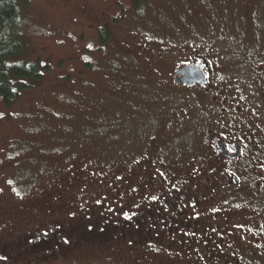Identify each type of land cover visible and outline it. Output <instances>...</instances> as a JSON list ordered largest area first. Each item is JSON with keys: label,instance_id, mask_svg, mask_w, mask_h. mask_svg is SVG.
<instances>
[{"label": "rangeland", "instance_id": "rangeland-1", "mask_svg": "<svg viewBox=\"0 0 264 264\" xmlns=\"http://www.w3.org/2000/svg\"><path fill=\"white\" fill-rule=\"evenodd\" d=\"M145 2L137 6V15L131 19L138 24L152 21V27L149 24L139 26L152 38L156 48L167 52L165 63L169 68L189 50L196 51L216 42L214 38L221 33L214 34L218 28L213 30L207 22L204 25L198 22L203 29L201 34L196 32L197 6L211 13L214 24L230 20L235 23L239 15L248 12L242 0ZM17 3L19 34L23 36L25 48L15 58L38 59L41 65L47 66L40 68L43 76L40 80H26L33 86L20 89L12 103L4 104L0 94V264H80L75 260L85 261L83 264H118L124 259L129 264L130 260L138 263L144 257L131 251L132 247L142 250L135 238L110 237L114 225L109 226L107 237L104 228H99L101 223L117 224L109 221L121 219L115 215L108 217L113 209L111 211L101 197L113 192L115 179L117 188L124 191L120 197L126 195L132 200L143 195L137 176L132 177L135 182L132 189L125 188V184L117 180L120 174L126 177L128 170L135 173L138 170L136 166L125 167L133 158L131 149L137 147V143L127 141L122 131L126 124L121 116L125 111L127 118L132 119L129 123H133V118L149 121L162 115L166 111L160 97L162 88H166L161 78L165 73L157 75L145 71L147 78H143L142 65L123 53L132 44L130 37L115 38L116 28L107 47L110 57L115 59L109 64L116 67L109 76L102 73L99 62L96 70H100L101 75L86 71L78 79L72 67L97 56L96 29L100 22L113 15L128 14L125 8L131 7L132 2L17 0ZM236 3H241L237 10L234 9ZM158 20L163 24H158ZM221 34L225 42L227 34ZM125 65L133 66L135 73ZM122 75L129 85L136 81L141 85L142 94L148 98L145 113L135 116L127 105H119L120 99L130 97L121 88V84H125ZM179 97L169 96L165 107L178 108L186 100ZM103 105L110 110L104 115L110 122L107 134L103 128L108 127L102 121L101 125L94 124L96 108ZM190 112L187 110L188 115ZM99 113V119L103 118ZM170 134L171 131L163 126V132L156 133L155 138L146 137L150 145L147 147L163 151L173 143ZM82 211L92 212L87 216ZM65 228L68 230L66 236L61 233ZM106 256L117 262H108L104 259Z\"/></svg>", "mask_w": 264, "mask_h": 264}, {"label": "flooded vegetation", "instance_id": "flooded-vegetation-1", "mask_svg": "<svg viewBox=\"0 0 264 264\" xmlns=\"http://www.w3.org/2000/svg\"><path fill=\"white\" fill-rule=\"evenodd\" d=\"M130 1L131 7L125 8L128 14L100 22L97 38L105 25L110 43L116 28L115 38L130 37L132 44L123 53L142 65L143 78H147L145 71L165 73L161 78L166 88L160 97L166 111L149 121L133 118V123L122 112L126 124L122 131L127 141L137 143L125 167L138 170H128L126 177L120 174L117 180L132 189V177L137 176L143 195L132 200L120 197L124 191L117 188L116 179L112 181L113 192L101 199L113 209L108 217L121 219L109 221L117 224L101 223L99 228L107 237L109 226L114 225L110 237L136 239L142 250L132 247L131 251L144 259L130 264H264V0H242L248 12L235 23L214 24L211 13L197 6L195 23L218 28L210 33L226 32L225 42L220 33L216 42L189 50L171 68L165 63L167 52L156 48L137 20L131 19L144 3ZM200 23L196 32L201 34ZM84 63L91 65L90 59ZM84 63L72 66L77 78L86 72ZM125 66L135 73L133 66ZM124 78L121 88L130 97L120 99L119 105H127L139 116L147 111L148 98L137 81L131 86ZM172 94L186 100L178 108L165 107ZM163 126L171 131L173 143L163 151L150 150L146 137L155 138ZM109 128L110 124L106 131ZM67 232L61 230L63 235ZM104 259L112 261L108 256ZM118 264L129 262L124 259Z\"/></svg>", "mask_w": 264, "mask_h": 264}, {"label": "trees", "instance_id": "trees-1", "mask_svg": "<svg viewBox=\"0 0 264 264\" xmlns=\"http://www.w3.org/2000/svg\"><path fill=\"white\" fill-rule=\"evenodd\" d=\"M137 2H143L144 4L146 3L145 0H137ZM126 17L128 16H125L124 18L122 17V19L121 17H116V19H130ZM106 21L109 22V20ZM161 21L162 20H158L157 23L163 24ZM19 23L20 16L17 0H0V94L4 104L12 103L19 95L18 91L20 89L33 86L28 84L26 81L27 79L32 81L40 80L41 77H43L40 68L44 69L47 66L46 64L41 65L38 59L34 61H28L27 59L25 60L15 58V56L20 54L25 48L23 36L19 34ZM139 24H149L150 27L153 26L152 21L147 23L141 22ZM98 33V38L96 37L98 44L97 56L94 55V58L91 59V65L84 63L86 62L84 61L83 67L84 70L87 72H92V74L95 72V74L101 75L103 73L109 76L111 70H115L116 67L114 68V66H110L109 64L112 61H115V59L110 58L111 55L107 50L109 43L107 41L108 38L106 35V26L104 25L102 29L98 30ZM97 62L101 63L100 69L102 73L100 70H96L98 67L96 66ZM96 110H98V112H96L97 117L94 118V124L101 125L103 122V124L107 125L108 127L110 122L105 120L104 117L105 113L110 111L108 106L103 105L100 106V108H96ZM98 113L103 114V118L99 119ZM102 128L103 127H101V129ZM90 131L91 128L89 132ZM103 131H105L107 134L106 129L103 128ZM65 230L67 229L65 228ZM67 233L64 236H66ZM75 261L80 262V264L85 262L82 260Z\"/></svg>", "mask_w": 264, "mask_h": 264}, {"label": "water", "instance_id": "water-1", "mask_svg": "<svg viewBox=\"0 0 264 264\" xmlns=\"http://www.w3.org/2000/svg\"><path fill=\"white\" fill-rule=\"evenodd\" d=\"M185 71V68H182ZM184 71H178V73H185Z\"/></svg>", "mask_w": 264, "mask_h": 264}]
</instances>
